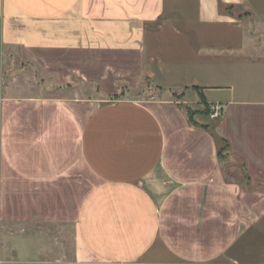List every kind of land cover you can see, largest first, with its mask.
Segmentation results:
<instances>
[{
	"label": "crops",
	"instance_id": "0c3cea01",
	"mask_svg": "<svg viewBox=\"0 0 264 264\" xmlns=\"http://www.w3.org/2000/svg\"><path fill=\"white\" fill-rule=\"evenodd\" d=\"M0 39L73 92L0 100V222L72 264H264V0H0Z\"/></svg>",
	"mask_w": 264,
	"mask_h": 264
},
{
	"label": "rangeland",
	"instance_id": "374dc122",
	"mask_svg": "<svg viewBox=\"0 0 264 264\" xmlns=\"http://www.w3.org/2000/svg\"><path fill=\"white\" fill-rule=\"evenodd\" d=\"M249 24H257L247 16ZM258 27V26H257ZM149 86L148 80L143 87ZM56 83L27 55L24 48L6 45L0 39V100L13 98H46L52 96H72V91L55 89ZM151 91V93H150ZM118 90L102 93L96 89H85L81 96L89 97L90 105L96 106L104 100L120 96ZM150 93V94H149ZM155 89H138L126 97L145 99L155 94ZM180 93H172L170 98L188 111H195L191 103ZM90 107L82 108L80 119ZM210 112H207L209 114ZM78 201H81L88 187L97 181L80 161L78 171ZM72 236L70 228H62L54 223L0 222V264H72Z\"/></svg>",
	"mask_w": 264,
	"mask_h": 264
},
{
	"label": "trees",
	"instance_id": "16d2710c",
	"mask_svg": "<svg viewBox=\"0 0 264 264\" xmlns=\"http://www.w3.org/2000/svg\"><path fill=\"white\" fill-rule=\"evenodd\" d=\"M200 97L202 98V96H200ZM184 109H185L186 114H187V117H188V122H189L190 124H192V125L197 126V123L194 121V118H193V115H194L195 111H190V112H189L188 109H186L185 106H184ZM205 111H206V112H210V108H209V106H206ZM223 148H224V147L220 148V150L223 149Z\"/></svg>",
	"mask_w": 264,
	"mask_h": 264
},
{
	"label": "built area",
	"instance_id": "2783aa9c",
	"mask_svg": "<svg viewBox=\"0 0 264 264\" xmlns=\"http://www.w3.org/2000/svg\"><path fill=\"white\" fill-rule=\"evenodd\" d=\"M220 105H216L213 108V111L209 113L210 118H216L220 115Z\"/></svg>",
	"mask_w": 264,
	"mask_h": 264
}]
</instances>
